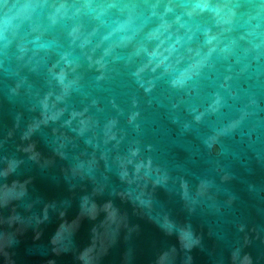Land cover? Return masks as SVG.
I'll list each match as a JSON object with an SVG mask.
<instances>
[{"label": "water", "instance_id": "1", "mask_svg": "<svg viewBox=\"0 0 264 264\" xmlns=\"http://www.w3.org/2000/svg\"><path fill=\"white\" fill-rule=\"evenodd\" d=\"M0 264H264V0H0Z\"/></svg>", "mask_w": 264, "mask_h": 264}, {"label": "clouds", "instance_id": "2", "mask_svg": "<svg viewBox=\"0 0 264 264\" xmlns=\"http://www.w3.org/2000/svg\"><path fill=\"white\" fill-rule=\"evenodd\" d=\"M196 7L200 8L201 10H203V9L207 8L208 5H207V4H202V5H197ZM177 43H179V40H177ZM150 55H155V53L150 54ZM59 79H60L61 81H63V72L60 73V75H59ZM177 82H178V83H182L183 80L181 79V80H179V81H177Z\"/></svg>", "mask_w": 264, "mask_h": 264}]
</instances>
